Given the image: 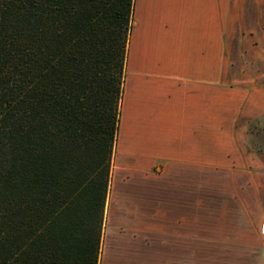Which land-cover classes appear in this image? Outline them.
Masks as SVG:
<instances>
[{"label":"crops","instance_id":"0c3cea01","mask_svg":"<svg viewBox=\"0 0 264 264\" xmlns=\"http://www.w3.org/2000/svg\"><path fill=\"white\" fill-rule=\"evenodd\" d=\"M139 28L147 45L134 39ZM124 75L123 173L112 182L111 209L114 187L130 173L152 187L148 208L130 197L136 210L126 220L150 246L148 264H189L188 242H228V262L216 255L214 264H264V153L246 142V124L264 119V0H134ZM162 88L164 107L147 113ZM130 117L138 124L122 142ZM145 138L155 142L148 152Z\"/></svg>","mask_w":264,"mask_h":264},{"label":"trees","instance_id":"16d2710c","mask_svg":"<svg viewBox=\"0 0 264 264\" xmlns=\"http://www.w3.org/2000/svg\"><path fill=\"white\" fill-rule=\"evenodd\" d=\"M134 0H0V264H98Z\"/></svg>","mask_w":264,"mask_h":264},{"label":"rangeland","instance_id":"374dc122","mask_svg":"<svg viewBox=\"0 0 264 264\" xmlns=\"http://www.w3.org/2000/svg\"><path fill=\"white\" fill-rule=\"evenodd\" d=\"M145 32V34H144ZM147 31H142L141 28L135 33V38L139 41L141 37L143 39L144 45H147L146 42L150 40V37L147 35ZM162 42L160 43V49L164 52V50L168 47L166 42V34L164 30L161 28L159 31ZM125 77V75H124ZM150 82L149 79H142V84H148ZM166 92L169 89L165 90ZM165 91L160 90V93L151 94L152 96H158L156 99H150L147 101L148 108L146 110L147 113H157L161 111L164 107V101L160 99V96L165 95ZM160 95V96H159ZM122 99L120 101L119 112L121 113ZM121 107V109H120ZM134 116V112L129 113ZM137 114V111L135 112ZM129 116V115H128ZM153 116V115H152ZM159 122V118H154V123L152 124L150 121V128L146 133L151 132L153 127H157ZM119 124H120V115H119ZM138 122H135L132 117L130 120L126 121L124 125V129L122 131V136L120 137L121 141L133 138L131 136V131L134 127H136ZM143 126V122H142ZM247 128V143L251 144L252 151L254 154H263L264 153V119H256L251 120L250 123L246 124ZM130 131V132H129ZM130 134V135H129ZM120 136V134H119ZM127 137V138H126ZM117 144H118V134L114 146V153L110 166V180H109V189L106 195L105 206H104V214H103V223H102V235H101V245H100V253L98 258V264H148L149 261V252L150 246L147 242H142L139 240L138 233H134L133 229L127 227L126 220L129 217H132V213L135 212L136 208H132L133 201L138 202L141 206L148 208L149 198L153 197V189L148 190L147 188H143L144 183L137 181V178L130 173L128 181L124 183L125 186L121 187L116 185L113 190V207L112 198H111V186L113 185L114 179L119 174L123 173V168L119 167V159L117 158ZM142 147L145 148L146 152L148 149L155 145L153 140L143 139L141 141ZM133 146L131 145L130 148ZM139 148V146H138ZM137 148V149H138ZM133 149V148H132ZM141 168V169H145ZM132 174V175H131ZM143 181V180H140ZM150 187V186H149ZM126 198L127 201H124L122 198ZM132 197V199L130 198ZM160 198H163L160 196ZM192 205V201L187 199V207L189 209H195ZM120 208V209H119ZM118 209V211H117ZM113 211V216H112ZM191 213V212H190ZM115 214L118 215V223L115 221L112 223L113 219L116 218ZM126 217L124 220L123 218ZM201 217V216H200ZM130 221V220H129ZM131 224V223H130ZM121 225V227H120ZM134 235L136 238H134ZM123 237V238H122ZM127 239L129 242H127ZM105 242V245H104ZM185 243V242H183ZM189 243V264H214L213 258L214 256H218L220 260H225L228 262V258L231 255L229 252V244L228 242H188ZM160 244V243H158ZM104 246V250H103ZM152 246V245H151ZM184 247V245H182ZM103 251V252H102ZM187 250L184 248L181 253L177 254L178 259L182 260L184 257L186 258ZM103 255V256H102ZM164 255V250H159L158 258L161 259V256ZM203 256V258L201 256ZM103 257V261H102ZM102 261V262H101ZM163 261V260H162Z\"/></svg>","mask_w":264,"mask_h":264},{"label":"built area","instance_id":"2783aa9c","mask_svg":"<svg viewBox=\"0 0 264 264\" xmlns=\"http://www.w3.org/2000/svg\"><path fill=\"white\" fill-rule=\"evenodd\" d=\"M260 233L264 236V223L260 227Z\"/></svg>","mask_w":264,"mask_h":264}]
</instances>
